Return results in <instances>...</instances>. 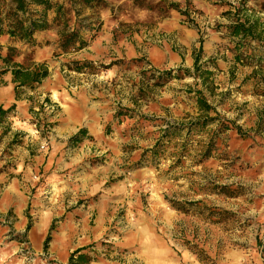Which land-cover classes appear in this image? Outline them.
<instances>
[{"label":"rangeland","instance_id":"obj_1","mask_svg":"<svg viewBox=\"0 0 264 264\" xmlns=\"http://www.w3.org/2000/svg\"><path fill=\"white\" fill-rule=\"evenodd\" d=\"M93 9L75 22L101 30L85 73L46 49L29 114L0 120V264H67L88 245L90 264H264V0ZM239 22L261 33L241 60ZM197 54L205 80L186 70Z\"/></svg>","mask_w":264,"mask_h":264},{"label":"trees","instance_id":"obj_2","mask_svg":"<svg viewBox=\"0 0 264 264\" xmlns=\"http://www.w3.org/2000/svg\"><path fill=\"white\" fill-rule=\"evenodd\" d=\"M32 3L37 5H44L46 8H49L51 5L49 0H30ZM85 3H91L97 0H83ZM173 8H177L176 3H172ZM48 27L45 14H38L37 12L30 11L27 0H12L11 3H8L5 0H0V35L8 34L10 36H16L20 39L26 40L28 43L34 44V33L37 30H44ZM256 23L248 24L239 22L231 26V31L234 36H241L242 41L237 42L235 47L239 52L237 54V59L241 60V54L243 49L240 52V48L246 47L251 40H257L260 38L261 33L258 32ZM78 31L72 30L70 32L64 33L60 37V47L62 50L67 51L70 47H73L78 41ZM83 41H79V47L84 46ZM76 47V48H77ZM246 51V49H245ZM15 57H17V49L15 47H9L8 51L3 55L0 53V60L6 64L14 62ZM200 54L195 56L194 61V71L186 69L193 75H198L202 79H207L211 71L208 69H201L199 65ZM91 63L84 61H69L66 66L68 69L76 72H85ZM181 68H178L179 71ZM3 71H0V74ZM167 75H171V71L164 72ZM14 79L16 86L14 88V93L16 98H19L23 88L35 89L38 85L41 84L42 80L48 75L47 68L43 64L36 65L33 69H25L23 66L13 71ZM201 102H204L201 100ZM206 105V104H205ZM16 108V105L10 106L8 109L0 107V120L3 119L6 115L13 112ZM207 123V122H206ZM206 126L205 122L194 121L189 124V128H197ZM86 134L84 129H81L79 134L72 137V140L78 141ZM168 135V134H167ZM47 245V242L45 243ZM91 245L83 246L72 251L68 258L67 264H90L95 258L93 257Z\"/></svg>","mask_w":264,"mask_h":264},{"label":"crops","instance_id":"obj_3","mask_svg":"<svg viewBox=\"0 0 264 264\" xmlns=\"http://www.w3.org/2000/svg\"><path fill=\"white\" fill-rule=\"evenodd\" d=\"M11 1L12 0H6V2L8 3H11ZM27 2L30 11L46 15L48 27L44 30H37L34 33L33 38L36 41V45L38 47L42 46V48H40V51L35 52L36 63H30L29 65H24L23 62L20 61L24 59V56L26 54L25 51H30L32 49L28 47V42L24 39H20L16 36H10L8 34L0 35V53L4 55V52L8 51L9 47H15L16 49H18L17 51L20 54L17 60L18 64H15V66H12L13 64L10 65L11 63L6 64L2 60H0V71H3V73L0 74V107L8 109L10 106L16 105L15 110L11 112L12 120H15L16 117H26V115L29 114L30 108L28 101L33 94L32 91H28V95L24 94L20 95L19 98H16V95L14 93V88L16 86L13 75L14 69H18L21 66H23V68L25 69H33L36 64H38V62L42 60L43 57L40 58V56L44 54V51L46 49L52 48L51 50H53L55 49V47L57 48V46L59 52H61V64L59 62V65H62L63 71L67 68L66 64L71 60L80 62L87 61L91 63L92 58H94V56H92V52L93 50L98 48V44L100 42L99 33H101V30L97 31L96 29H94V25H91L89 27H80L75 23L77 20L78 22H80L82 18L91 20L92 16H94L95 14L93 11V5L95 1L91 3H85L83 0H49V3L51 5L49 8H46L44 5H37L35 3H32L30 0H27ZM102 11L103 9L101 10V12ZM66 16H72L73 22L70 23V29L78 31L79 37L77 46H79V41H83L85 43L84 46L74 48L73 51L72 48L64 51L60 47L59 41L61 35L67 33L70 30H66L65 28ZM96 34H98V36ZM49 69L50 67H48V71ZM72 73L79 75L80 73L85 72L77 73L76 71H72Z\"/></svg>","mask_w":264,"mask_h":264}]
</instances>
